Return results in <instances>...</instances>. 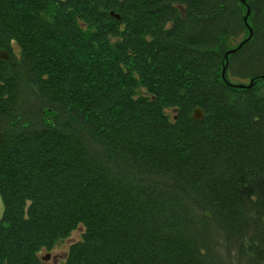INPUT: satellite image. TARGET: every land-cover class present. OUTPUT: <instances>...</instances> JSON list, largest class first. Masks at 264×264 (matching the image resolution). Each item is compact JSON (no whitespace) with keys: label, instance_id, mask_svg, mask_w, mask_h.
I'll return each instance as SVG.
<instances>
[{"label":"trees","instance_id":"trees-1","mask_svg":"<svg viewBox=\"0 0 264 264\" xmlns=\"http://www.w3.org/2000/svg\"><path fill=\"white\" fill-rule=\"evenodd\" d=\"M243 2L0 0V264L79 225L66 264H264V0Z\"/></svg>","mask_w":264,"mask_h":264},{"label":"rangeland","instance_id":"rangeland-1","mask_svg":"<svg viewBox=\"0 0 264 264\" xmlns=\"http://www.w3.org/2000/svg\"><path fill=\"white\" fill-rule=\"evenodd\" d=\"M244 4L247 3V0H245V2H243ZM245 6V5H244ZM247 7V8H246ZM248 5H246L244 8L245 11V17L246 20L250 22V18H249V14L248 13ZM250 25V24H249ZM251 26V25H250ZM251 31V30H250ZM249 35V30H245L241 35L236 36V37H229V41L227 42L228 48L231 47H236L238 44H240L247 36ZM14 50L15 52H18L17 47L14 45ZM230 51V50H229ZM231 79L234 81V83L240 82L241 79H238V77L236 76H232ZM249 81L247 80L246 83H248ZM204 111V110H203ZM167 112L170 115H174L175 110L174 108H169L167 110ZM205 114V112H204ZM84 231V226L83 225H79L78 227L74 228L70 234L68 236L63 237L62 239H60L55 246L52 249H44L41 252V256L42 255H46L47 253H50L51 257L48 260H45L44 264H66V259H67V255L68 252L70 250V246L72 243L80 240L82 238V234Z\"/></svg>","mask_w":264,"mask_h":264},{"label":"water","instance_id":"water-1","mask_svg":"<svg viewBox=\"0 0 264 264\" xmlns=\"http://www.w3.org/2000/svg\"><path fill=\"white\" fill-rule=\"evenodd\" d=\"M245 2V0H243ZM248 13H250V8L248 7ZM117 18H119V15H116ZM246 19V17H245ZM251 32H252V29H251ZM251 35V34H250ZM232 52V50L228 51V53ZM227 53V54H228ZM9 51L7 49H0V59H8L9 58ZM225 71V69H224ZM193 117L195 119H202L204 117V111L201 107H196L194 110H193ZM4 213H5V203H4V200H3V197L0 193V221L2 220L3 216H4ZM51 257L50 253L46 254L45 256H43V260H49Z\"/></svg>","mask_w":264,"mask_h":264}]
</instances>
